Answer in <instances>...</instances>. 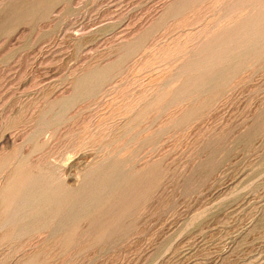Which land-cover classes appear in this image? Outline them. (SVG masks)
<instances>
[{"label": "rangeland", "instance_id": "rangeland-1", "mask_svg": "<svg viewBox=\"0 0 264 264\" xmlns=\"http://www.w3.org/2000/svg\"><path fill=\"white\" fill-rule=\"evenodd\" d=\"M0 264H264V0H0Z\"/></svg>", "mask_w": 264, "mask_h": 264}]
</instances>
